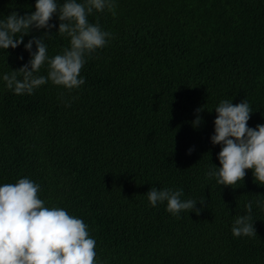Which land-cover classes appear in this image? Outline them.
Here are the masks:
<instances>
[{
    "label": "trees",
    "instance_id": "trees-1",
    "mask_svg": "<svg viewBox=\"0 0 264 264\" xmlns=\"http://www.w3.org/2000/svg\"><path fill=\"white\" fill-rule=\"evenodd\" d=\"M34 5L0 0V15ZM89 20L112 36L87 57L80 88L49 81L17 95L0 80V184L39 183L46 206L88 224L102 264H264V185L251 170L233 187L205 177L219 166L210 137L221 100L246 99L249 125L264 124V0H116L115 14ZM43 34L33 29L25 43ZM69 39H47L49 55ZM29 58L23 45L0 49V74ZM152 186L183 188L184 198L205 201L202 211L152 207ZM249 201L256 234L235 237Z\"/></svg>",
    "mask_w": 264,
    "mask_h": 264
},
{
    "label": "clouds",
    "instance_id": "clouds-1",
    "mask_svg": "<svg viewBox=\"0 0 264 264\" xmlns=\"http://www.w3.org/2000/svg\"><path fill=\"white\" fill-rule=\"evenodd\" d=\"M115 6L116 0H35V11L0 15V49L23 45L30 57L18 69L0 74V80L17 95L32 94L49 81L67 90L80 88L86 82L80 73L87 57L104 48L112 36L99 23L90 22L89 16L105 10L115 14ZM53 17L59 21L58 29L52 23ZM33 29L44 30V34L32 36L25 43V36ZM55 34L70 38L69 46L50 56L47 39ZM19 59L23 60V55ZM44 65L48 71L41 75ZM213 110L216 116L210 141L220 146L219 166L212 163L205 177L219 186L233 187L243 182L247 170H251L254 180L264 185V124L249 125L254 112L250 103L246 99L239 103L223 99ZM203 111V106L196 109L191 122L194 129L203 123ZM193 151L189 148L188 154ZM40 189L41 185L27 176L16 183L0 184V264H102L88 224L66 208L46 206L39 196ZM146 195L152 207L166 202V210L174 216L183 211L198 213L202 208L197 204L205 203L184 198L183 188L152 186ZM245 207L247 214L233 220L231 231L235 237L256 234L252 202Z\"/></svg>",
    "mask_w": 264,
    "mask_h": 264
}]
</instances>
